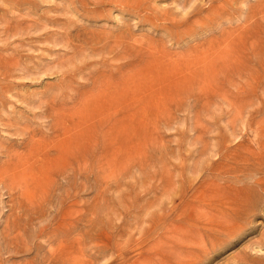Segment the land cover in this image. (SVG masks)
I'll list each match as a JSON object with an SVG mask.
<instances>
[{"label":"rangeland","instance_id":"374dc122","mask_svg":"<svg viewBox=\"0 0 264 264\" xmlns=\"http://www.w3.org/2000/svg\"><path fill=\"white\" fill-rule=\"evenodd\" d=\"M0 264H264V0H0Z\"/></svg>","mask_w":264,"mask_h":264}]
</instances>
